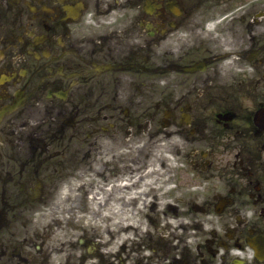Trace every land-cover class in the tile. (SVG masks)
<instances>
[{
  "label": "flooded vegetation",
  "instance_id": "af4514ba",
  "mask_svg": "<svg viewBox=\"0 0 264 264\" xmlns=\"http://www.w3.org/2000/svg\"><path fill=\"white\" fill-rule=\"evenodd\" d=\"M0 264H264V0H0Z\"/></svg>",
  "mask_w": 264,
  "mask_h": 264
}]
</instances>
